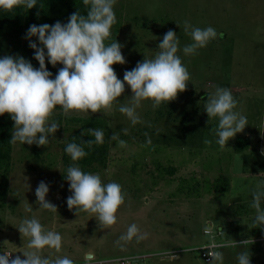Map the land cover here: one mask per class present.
<instances>
[{
  "label": "rangeland",
  "instance_id": "rangeland-1",
  "mask_svg": "<svg viewBox=\"0 0 264 264\" xmlns=\"http://www.w3.org/2000/svg\"><path fill=\"white\" fill-rule=\"evenodd\" d=\"M114 11L116 23L107 39L123 45L126 59L117 65L118 77L122 79L124 71L145 56H154L163 34L172 28L180 40L178 54L190 72L188 86L159 107L143 101L138 108L142 122L135 125L118 111V104L132 94L126 84L119 101L98 113L66 114L57 106L49 120L61 126L46 146L12 142L7 198L0 207V252L10 251L14 258L36 251L29 247L30 237L18 229L25 217L34 215L46 230L62 235L59 252L46 246L39 254L68 256L75 264H118L103 262L129 255L146 256L137 264H208L191 250L209 240L203 233L209 224L212 230H223L216 240H251L219 249L223 264H237L242 251L250 252L251 264H264V227L252 223L256 214L252 189L264 181V0H116ZM185 21L214 27L216 38L185 55L183 46L192 42ZM18 52L15 40L0 41V53ZM55 67L57 72L62 65ZM217 87L232 91L237 109L249 123L224 148L216 143L217 120L208 123L204 111L207 97ZM87 119L105 122L104 166L82 165L64 150L75 136L88 132ZM113 132L119 133L117 140L111 138ZM237 138L246 140L240 153L235 152ZM73 164L98 173L105 183L122 186L125 199L114 224L101 223L91 211L68 208L71 193L65 178ZM40 180L49 183L46 199L57 210L36 203ZM28 202L31 212L25 210ZM133 223L142 238L120 240ZM88 252L93 256L86 261Z\"/></svg>",
  "mask_w": 264,
  "mask_h": 264
},
{
  "label": "clouds",
  "instance_id": "clouds-1",
  "mask_svg": "<svg viewBox=\"0 0 264 264\" xmlns=\"http://www.w3.org/2000/svg\"><path fill=\"white\" fill-rule=\"evenodd\" d=\"M116 0H84L88 5L87 14L79 10L70 14L67 22L57 20L53 24H31L26 30L29 47L34 49L33 56L39 67L22 55L6 54L0 56V115L9 113L14 121L11 141H19L29 145L46 146L50 136L61 126L49 120L53 110L60 108L67 114L70 110L98 113L102 108L110 107L118 102V98L130 87L131 96L126 102L118 104V111L124 114L131 124L142 122L138 108L145 100H150L154 108L163 102L177 98L190 81V72L182 62L180 40L176 31L169 28L158 44V51L152 57H144L137 61L135 67L126 69L123 78L118 77L114 64H124L126 59L122 53L123 45L116 39L105 43L111 35V28L116 23L114 4ZM38 0H0V9L11 10L17 6L31 9L38 5ZM185 32L192 42L183 46L185 55L195 54L199 48L205 47L210 40L216 38L214 27H195L185 21ZM178 25V24H177ZM36 37L37 39H32ZM38 41V42H37ZM62 65L53 76L47 68ZM238 101L227 87H217L204 105L208 123L215 119L216 143L227 147L230 138L245 130L248 118L237 109ZM94 136L85 141L86 144L104 143V130L88 128ZM127 131V129H124ZM119 133L113 132L112 139L117 140ZM151 142L150 139L148 141ZM123 145L125 141L119 140ZM206 144L211 143L205 140ZM73 161L87 155L84 147L70 142L65 147ZM264 154V150H262ZM65 177V176H64ZM70 195L66 198L69 209L76 212L88 210L97 214L99 221L105 225L116 222V212L124 202L125 193L122 186L115 181L103 182L98 173L86 172L78 165L67 168L65 178ZM50 191L49 183L40 180L35 189L36 203L39 208L57 210L50 200L46 199ZM264 181L258 182L252 189V207L256 214L252 221L258 227H264ZM25 210L32 211V205L25 204ZM20 233L30 237L29 247L33 252L23 253L10 258L7 251L0 252V264H75L68 256L52 258L39 254V250L53 248L57 252L62 247V235L54 230H46L36 216L25 217L19 227ZM138 228L131 224L120 240L137 239ZM247 240L239 244L246 243ZM119 243V241H117ZM238 244L235 240H227L222 245H208V264H223V253L212 250L216 247H229ZM92 252L86 254V261L91 260ZM237 264H251L249 251L237 254Z\"/></svg>",
  "mask_w": 264,
  "mask_h": 264
},
{
  "label": "trees",
  "instance_id": "trees-1",
  "mask_svg": "<svg viewBox=\"0 0 264 264\" xmlns=\"http://www.w3.org/2000/svg\"><path fill=\"white\" fill-rule=\"evenodd\" d=\"M38 3L36 7L31 9H27L22 5L11 10L0 9V41L4 39L15 40L19 48L18 54L15 55L24 56L29 59L35 67H39V62L34 58L33 53L35 50L29 47L28 39L25 36L29 25L34 23L53 24L57 20L67 22L71 13L79 10L81 14L86 15L89 7L84 4V0H38ZM32 39L35 40L37 38L32 37ZM113 41H115L114 38L106 39L105 43H112ZM3 55L6 54L0 53V56ZM117 65L118 63L113 65L116 72ZM46 66L54 76L56 67L48 63L47 59ZM84 127L103 128L105 127V122L101 119H87L85 120ZM13 128L14 121L11 119L10 114L4 113L0 115V207L4 206L7 198V179L11 165V137ZM89 139H95L89 132L84 135H77L72 139V142L81 144L87 152V155L78 160V162L87 166H92L94 164L104 166L108 154L107 144L104 141L102 144H92L90 146L85 143V141ZM245 144L246 140L244 138H237L235 152L240 153L243 151Z\"/></svg>",
  "mask_w": 264,
  "mask_h": 264
},
{
  "label": "built area",
  "instance_id": "built-area-1",
  "mask_svg": "<svg viewBox=\"0 0 264 264\" xmlns=\"http://www.w3.org/2000/svg\"><path fill=\"white\" fill-rule=\"evenodd\" d=\"M222 232H223V230L220 227L216 228L215 230H212L211 224H210L209 227L203 231V233L205 235H209V240L206 241L205 243L199 245L198 247H196L194 250H191V251H196L198 253L199 257L205 263H208L209 260L211 259V257L208 255V252L210 251L208 249V245H212V244L222 245L225 241H227V240H225V241L216 240V238L218 236L222 235ZM244 240L245 239H235V241L238 244H233L231 246L240 245L239 243L241 241H244ZM249 242H251V240H247V242L244 243V245L249 243ZM221 248H224V247H216V248H213L212 250L218 251ZM8 252L10 253V258H13V255L11 254V252L10 251H8ZM168 256H166V257H168ZM169 257H173V256H169ZM144 258H146V256H131V255H129V256H125V257H119V258H116V259L110 260V261H104L103 263H105V262H115V263H118V264H129V263L132 262L133 264H137V263H140Z\"/></svg>",
  "mask_w": 264,
  "mask_h": 264
},
{
  "label": "crops",
  "instance_id": "crops-1",
  "mask_svg": "<svg viewBox=\"0 0 264 264\" xmlns=\"http://www.w3.org/2000/svg\"><path fill=\"white\" fill-rule=\"evenodd\" d=\"M210 225V224H209Z\"/></svg>",
  "mask_w": 264,
  "mask_h": 264
}]
</instances>
